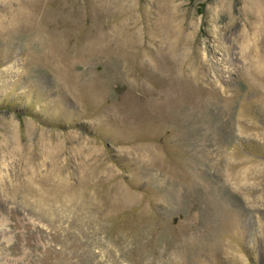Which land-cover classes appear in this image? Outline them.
Masks as SVG:
<instances>
[{"label":"rangeland","instance_id":"rangeland-1","mask_svg":"<svg viewBox=\"0 0 264 264\" xmlns=\"http://www.w3.org/2000/svg\"><path fill=\"white\" fill-rule=\"evenodd\" d=\"M0 264H264V0H0Z\"/></svg>","mask_w":264,"mask_h":264}]
</instances>
